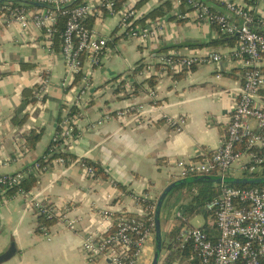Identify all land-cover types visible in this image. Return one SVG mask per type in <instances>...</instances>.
Listing matches in <instances>:
<instances>
[{"label": "crops", "instance_id": "0c3cea01", "mask_svg": "<svg viewBox=\"0 0 264 264\" xmlns=\"http://www.w3.org/2000/svg\"><path fill=\"white\" fill-rule=\"evenodd\" d=\"M136 1L143 17L163 3L171 4L166 16L144 23L163 26L159 42L146 50L123 38L115 16L104 14L87 20L89 27L92 21L90 28L110 39L111 53L100 67L87 69L92 87L76 118V138L68 145L66 154L71 158L65 165L53 161L29 194L32 201L52 206L59 218L47 227V234L38 232V216L28 198L0 190V258L4 257L0 264H109L102 258L89 261L82 249L88 236L99 237L113 226V220L103 218V211L109 209L114 216L135 215L138 206L132 195L143 193L157 204L159 195L176 179V162L201 161L216 151L226 136L243 84L242 64L228 60L218 65L201 63L182 73L158 77L154 88L143 83L133 72L147 56L157 62L172 53L192 56L212 50L226 53L230 48L212 46L219 37L218 29L196 21L190 8L178 5V0ZM226 1L245 5L256 17L264 18V2L260 0L206 2L213 11L225 13ZM179 12L187 17L179 19ZM121 49L131 50L134 56L140 54L142 59L131 65ZM117 58L119 62L114 63ZM45 77L50 79L49 92L45 103L39 104L35 93ZM65 77L60 51L55 46L54 55L48 52L40 30L25 32L17 24L6 26L0 19V176L24 172L49 151L54 134L69 115L76 88L81 86L79 79L64 86ZM123 77L140 85L136 94L122 92ZM151 89L155 98L150 96ZM261 96L264 101V89ZM139 105L145 107L141 115L132 113L123 120L114 117L100 127L96 124L106 112L115 114ZM170 117L186 119L181 132L168 124ZM251 125L256 128L254 121ZM33 130L43 131V137L30 150L24 137ZM22 148L27 150L22 152ZM80 161L99 164L108 178L87 176ZM165 206L162 214L165 212L167 218L173 208ZM66 220H76L75 227H66ZM149 248L154 246L147 248L152 259Z\"/></svg>", "mask_w": 264, "mask_h": 264}, {"label": "built area", "instance_id": "2783aa9c", "mask_svg": "<svg viewBox=\"0 0 264 264\" xmlns=\"http://www.w3.org/2000/svg\"><path fill=\"white\" fill-rule=\"evenodd\" d=\"M3 1L0 7L3 24H17L25 32L32 28L40 30L52 55L55 54L59 18L61 15L67 17L60 46L66 67L63 85H72L77 79L80 80L81 86L76 88L72 105V108L80 111L87 103L92 87L87 69L100 67L111 53L110 39L95 28H90L87 20L94 16L100 19L104 14L115 16L119 34L146 50L159 42L163 27L158 22L140 25L139 20L143 16L137 10L136 0H127L119 9L117 4L120 0H82L73 6L76 0ZM177 4L190 8L196 21L201 24L215 26L221 33L236 37V45L226 53L214 50L192 56L172 53L157 62L147 56L141 63L142 70L138 76L142 80L152 76H172L201 63L218 65L224 60L241 63L244 76L235 111L228 122L227 134L220 141L218 149L201 161L176 162L174 168L178 174L175 180L203 175L228 176V173L235 171L260 173L264 169V101L261 96L264 89V34L257 32L254 26L258 23L264 31V18L256 17L250 8L233 1H226L225 13L213 11L202 0H178ZM177 16L184 19L187 14L179 12ZM123 81L120 87L128 95L134 90L133 83L124 78ZM49 85V77L40 79L35 93L39 104L45 103ZM149 93L155 98V90L151 89ZM144 108L143 105L129 106L115 114L106 112L96 124L100 127L114 117L123 120L132 113L141 115ZM78 116L68 115L64 120L53 136L49 156L67 153L68 145L76 138L75 122ZM252 121L256 128H252ZM167 122L174 131L181 132L186 119L170 117ZM26 150L21 149L22 152ZM54 161L65 165L69 160L57 157ZM80 166L87 176H96L94 167L86 161H80ZM47 169L43 168L42 171ZM28 173L0 176V190L14 187ZM15 196L28 198L36 216L43 215L48 219L58 216L52 206L32 201L29 194L19 191ZM132 198L138 206L135 218L117 221L111 210L103 211V218L113 220V226L104 235L86 238L82 249L89 261L102 258L108 260L109 264H151L147 248L155 245L153 215L156 203L152 202L148 193L132 195ZM205 210L209 216L203 215L206 219L204 226H210V231L204 226H192L195 216H184L176 207L171 210L173 220L170 221L169 230L176 226H181V229L174 249L167 251L162 264L170 263L173 252L177 254L171 264H264V188L222 186L221 196L208 202ZM64 223L73 229L76 220H66ZM39 230L47 234L48 228L40 225ZM189 248L191 253L184 256Z\"/></svg>", "mask_w": 264, "mask_h": 264}, {"label": "trees", "instance_id": "16d2710c", "mask_svg": "<svg viewBox=\"0 0 264 264\" xmlns=\"http://www.w3.org/2000/svg\"><path fill=\"white\" fill-rule=\"evenodd\" d=\"M126 1L127 0H120V2L117 4V9H119L122 6V4L125 3ZM147 1L148 0H142L141 4H143ZM202 1L206 2L207 0H202ZM81 2H82V0H79L75 5H78ZM3 3H4V1L0 2V7L3 6ZM171 10H172V6L169 2L163 3L158 8H156L153 11H151L150 13L146 14L143 17V19L139 22H142V24L144 25L145 21L148 19L152 20V21L160 20L161 18L166 16ZM66 20H67L66 16L61 15L59 18L58 33L56 35L57 51H60L59 48L62 44V34L65 31ZM90 27H92V21L90 22ZM254 29L261 34H264L262 27L260 25H258V23L254 26ZM218 35H219V37L211 43L212 46H214V47L224 46V47L232 48L236 45V41H237L236 37L230 36L228 34H223L220 32L219 29H218ZM201 46H203V44L199 45V47H201ZM141 63H142V61H140L137 64L138 66L134 70L133 75H138V73L142 70V64ZM156 81L158 82V76H152L150 79L144 80L143 83H148L150 87L154 88V86L157 84ZM133 85H134L135 89L131 93H129L128 96H132V95L136 94L138 91V88L140 86L137 83H133ZM25 93H26V95L28 94L31 96L30 91L26 90ZM30 102H33V99ZM79 114H80V110H77L74 107L70 109L69 116H78ZM19 124H22V121H20ZM76 134H77V131H76ZM42 137H43V131L33 130V131L29 132L27 135H25L24 138H25V142L28 145L29 149L33 150L36 148L37 144L41 141ZM57 157H63L67 160L71 158L70 155H68L66 153L56 154V155L51 157V156H49V151H47L45 156L42 157L37 163H35L34 165L27 167L25 169L24 172H29V173L20 183H18L14 187H8L6 189L7 194L10 196H15L16 193L19 191L22 193H25V194H30L31 191L35 187H37V185H38L40 175L43 173L42 169L48 168L51 165V163ZM87 163L94 167L96 174L98 176L108 178L107 173L101 168V166L99 164H95V163H91V162H87ZM37 165L39 167H37ZM228 176H234V173H228ZM241 176H243L245 178L264 177V169L260 173L245 172V173H242ZM118 186L122 190H124V187H122L119 184H118ZM233 187L263 189L264 185H250V186L240 185V186H233ZM221 192H222V186H215L212 184L186 185V186H183V187L176 189L175 191H173L170 194V196L168 197V199L166 201L165 207H167V208L168 207L169 208L176 207L177 210L181 211L184 216L192 217V216H196V215L201 214V215H206L205 217H208L209 213L205 210V205L208 202L214 200L215 198L220 197ZM114 217H115V220L118 221L122 218L131 219V218H135L136 216L134 214L123 215V214L118 213ZM153 217H154V215H153ZM58 218L59 217H53L51 219H48L46 216L41 215V216H38L37 220L41 226L51 227L57 222ZM204 228L208 229L209 231L211 230V227L207 226V225L204 226ZM180 229H181V226H176V227H173L172 229H170L169 231L165 232V234H164L165 240L169 236H171L173 238L171 243H169L167 246V251L174 249V246L177 243L176 237H177ZM38 232H40V230H38ZM189 253H191L190 248L186 253H184V256H186ZM176 254H177V252L176 253L173 252V255L170 257V260L172 262L175 260Z\"/></svg>", "mask_w": 264, "mask_h": 264}, {"label": "water", "instance_id": "95a60500", "mask_svg": "<svg viewBox=\"0 0 264 264\" xmlns=\"http://www.w3.org/2000/svg\"><path fill=\"white\" fill-rule=\"evenodd\" d=\"M78 1L79 0H76L72 4V6L75 5ZM191 184H212L215 186L264 185V177L245 178L241 176L238 177V176L203 175V176H194L185 179H178L173 181L171 184H169L162 192V194L159 196L154 211L155 245H154V252H153V258L151 260V264L160 263L162 251L165 245V240H164L165 232L162 224V211L166 203V200L168 199L170 194L176 189ZM2 260H4V257L0 258V262Z\"/></svg>", "mask_w": 264, "mask_h": 264}, {"label": "rangeland", "instance_id": "374dc122", "mask_svg": "<svg viewBox=\"0 0 264 264\" xmlns=\"http://www.w3.org/2000/svg\"><path fill=\"white\" fill-rule=\"evenodd\" d=\"M122 43H123V46L124 45H126V40H124V41H122ZM132 45V44H131ZM121 51H122V54L124 55V54H126V59H127V61H128V63L129 64H131V65H134L138 60H141L142 58H141V55L139 54H137V56H134L133 54H132V51L131 50H124V49H121ZM143 60V59H142ZM117 62H119V59L117 58V59H115V61H114V63H117ZM113 63V64H114ZM124 78V77H123ZM114 87H116V84L114 85ZM234 174H236V175H242V173H240V172H238V171H235L234 172ZM160 196V195H159ZM167 207H165V209H166ZM170 214H171V212H170ZM170 214H168L167 213V215H168V217L166 218V215H165V212H163V214H162V224H163V229H164V232H167V231H169V224L168 223H170V220H173L172 219V217H173V215H170ZM165 215V216H164ZM205 222H206V219H205V217L203 216V215H196L194 218H193V220H192V222H191V225L192 226H195V227H200V226H204V224H205ZM172 229V228H171ZM165 240V239H164ZM173 240V238L171 237V236H169L166 240H165V245H164V249H163V251H162V256H161V264L163 263V260L166 258V255H167V246H168V244L169 243H171V241ZM150 249V251H152V252H154V248H149ZM171 260H170V263L169 264H171Z\"/></svg>", "mask_w": 264, "mask_h": 264}]
</instances>
